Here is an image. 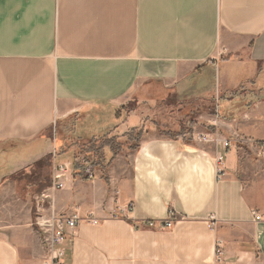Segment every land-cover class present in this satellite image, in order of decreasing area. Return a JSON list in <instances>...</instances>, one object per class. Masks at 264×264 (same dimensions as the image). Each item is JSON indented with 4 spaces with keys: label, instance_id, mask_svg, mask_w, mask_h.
Instances as JSON below:
<instances>
[{
    "label": "crops",
    "instance_id": "crops-1",
    "mask_svg": "<svg viewBox=\"0 0 264 264\" xmlns=\"http://www.w3.org/2000/svg\"><path fill=\"white\" fill-rule=\"evenodd\" d=\"M263 142L264 0H0V264L45 255L8 181L46 156L51 209L99 219L63 264H264Z\"/></svg>",
    "mask_w": 264,
    "mask_h": 264
},
{
    "label": "built area",
    "instance_id": "built-area-1",
    "mask_svg": "<svg viewBox=\"0 0 264 264\" xmlns=\"http://www.w3.org/2000/svg\"><path fill=\"white\" fill-rule=\"evenodd\" d=\"M203 139H206L205 137ZM215 142L220 141L218 138H214ZM225 148H228V142H222ZM264 148V142L260 144ZM221 156L217 157V162L220 163ZM84 174L91 178L93 177V170L90 165H85L83 168ZM217 176L221 173L220 168L217 166ZM70 178V162L58 164L52 161L51 175L49 186L40 191L34 197L35 202V215L32 221V225L38 229L41 234L42 244L45 249V255L39 264H63L62 257L64 255L63 243L70 236L77 225L80 222H87L91 224H98L99 219L93 214H89L84 218H81L78 214L71 216H65L56 213L51 209L50 192H55L65 187L68 179ZM50 207L45 210V205ZM114 217H116L114 215ZM174 213L169 212L168 216L164 220H153L147 222L149 227L158 228H170L174 224ZM255 220H260L259 215H255ZM215 254L218 256L221 254L220 246H216Z\"/></svg>",
    "mask_w": 264,
    "mask_h": 264
},
{
    "label": "rangeland",
    "instance_id": "rangeland-1",
    "mask_svg": "<svg viewBox=\"0 0 264 264\" xmlns=\"http://www.w3.org/2000/svg\"><path fill=\"white\" fill-rule=\"evenodd\" d=\"M154 89V88H153ZM152 89V90H153ZM154 110V109H153ZM157 111H160V109H156ZM181 115L178 116V123L180 124V121H185V119L182 116V119L180 120ZM132 141V139L130 140ZM52 165V161L51 164ZM10 165L6 162L4 158H1L0 156V179L9 170ZM51 175V166L48 167V165H39L38 168L35 167H29L24 168L20 171H18L9 179L8 182H16L15 189L17 190L18 194L24 198L29 199L32 202V205H35L34 197L36 196L37 192L41 190L43 187L47 176L50 177Z\"/></svg>",
    "mask_w": 264,
    "mask_h": 264
},
{
    "label": "trees",
    "instance_id": "trees-1",
    "mask_svg": "<svg viewBox=\"0 0 264 264\" xmlns=\"http://www.w3.org/2000/svg\"><path fill=\"white\" fill-rule=\"evenodd\" d=\"M128 109L127 110H130L132 107H130V105L127 107ZM138 137V136H136ZM134 142H136V140L133 139ZM108 142H106L105 140H103V142L101 143H94V142H91L88 146H86V148H84V151L88 154V157L90 156L91 161H93L92 163H95V164H100L102 163V161H104V158H103V155H102V148L107 145ZM114 151L112 150V153ZM114 154V153H113ZM48 165V167H50L51 165V157L49 156H46L38 161H36L34 164H33V167L35 168H38L39 165ZM92 165V164H91ZM14 175H13V179H14ZM49 183H50V177L47 176V179L43 185V187L41 188L40 191H42L43 189H45L46 187L49 186ZM40 191H38L37 193H39Z\"/></svg>",
    "mask_w": 264,
    "mask_h": 264
}]
</instances>
